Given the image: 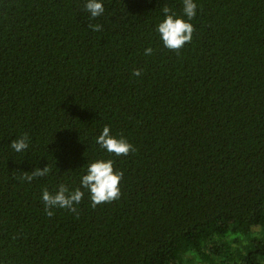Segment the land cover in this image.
Instances as JSON below:
<instances>
[{
    "label": "trees",
    "instance_id": "trees-1",
    "mask_svg": "<svg viewBox=\"0 0 264 264\" xmlns=\"http://www.w3.org/2000/svg\"><path fill=\"white\" fill-rule=\"evenodd\" d=\"M196 2L177 51L155 26L182 0H104L95 19L84 0H0V264H264V0ZM105 125L127 156L95 143ZM97 157L119 198L48 216L42 190L79 187Z\"/></svg>",
    "mask_w": 264,
    "mask_h": 264
},
{
    "label": "clouds",
    "instance_id": "clouds-1",
    "mask_svg": "<svg viewBox=\"0 0 264 264\" xmlns=\"http://www.w3.org/2000/svg\"><path fill=\"white\" fill-rule=\"evenodd\" d=\"M182 4V13H177L169 6H164L161 9L163 18L155 26L159 40L168 50H180L193 37L194 25L191 21L197 15L198 5L196 0H182ZM84 10L92 19L100 17L105 12L104 0H84ZM90 27L94 31H100L102 28L99 24L90 25ZM153 51L154 49L149 46L144 49V55L151 56ZM133 75L140 76L141 70L135 69ZM29 143L30 137L25 133L13 139L10 147L15 153H22L27 151ZM95 143L105 152L114 154L115 157L127 156L133 149L126 137L112 133L110 125L103 127L102 132L96 137ZM49 172L48 166L37 167L23 178L31 182L36 177L48 175ZM122 177L123 172L115 169L113 159L97 157L91 161L87 160L84 173L80 177L79 187L73 189L62 183L52 191L45 188L41 192L40 199L48 216L54 215L56 209H67L75 213L76 206L81 203L85 194L88 195L92 207L119 198Z\"/></svg>",
    "mask_w": 264,
    "mask_h": 264
}]
</instances>
